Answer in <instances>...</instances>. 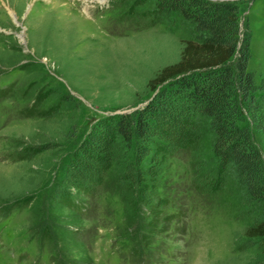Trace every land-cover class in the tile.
<instances>
[{
	"label": "rangeland",
	"instance_id": "1",
	"mask_svg": "<svg viewBox=\"0 0 264 264\" xmlns=\"http://www.w3.org/2000/svg\"><path fill=\"white\" fill-rule=\"evenodd\" d=\"M154 1L0 0V264H264L242 234L260 209L208 117L151 87L195 38ZM236 1L256 84L240 121L264 162V0ZM153 97L145 136L123 140L114 115Z\"/></svg>",
	"mask_w": 264,
	"mask_h": 264
},
{
	"label": "trees",
	"instance_id": "2",
	"mask_svg": "<svg viewBox=\"0 0 264 264\" xmlns=\"http://www.w3.org/2000/svg\"><path fill=\"white\" fill-rule=\"evenodd\" d=\"M154 3L158 15L177 14L189 23L195 38L183 40L178 59L156 73L151 87L163 85L184 93L208 117L213 155L232 165L248 203L260 209L256 222L244 227L242 234L264 244V162L249 129L240 121L241 104L247 106L252 102L256 84L248 67L249 36L247 33L240 36L239 3L236 0ZM38 101L34 100L35 105L31 104L27 115L34 114ZM157 105L153 97L134 112L114 115V125L123 140L145 136ZM156 215L149 222L152 229L158 224Z\"/></svg>",
	"mask_w": 264,
	"mask_h": 264
}]
</instances>
